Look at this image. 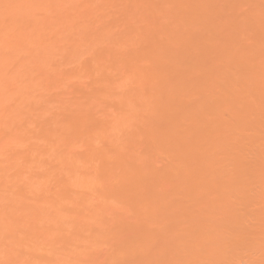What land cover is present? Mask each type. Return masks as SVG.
I'll return each instance as SVG.
<instances>
[{
    "label": "bare ground",
    "instance_id": "obj_1",
    "mask_svg": "<svg viewBox=\"0 0 264 264\" xmlns=\"http://www.w3.org/2000/svg\"><path fill=\"white\" fill-rule=\"evenodd\" d=\"M0 264H264V0H0Z\"/></svg>",
    "mask_w": 264,
    "mask_h": 264
}]
</instances>
